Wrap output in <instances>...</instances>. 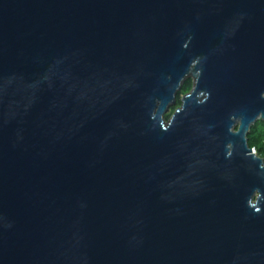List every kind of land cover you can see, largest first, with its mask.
<instances>
[{
	"label": "water",
	"instance_id": "1",
	"mask_svg": "<svg viewBox=\"0 0 264 264\" xmlns=\"http://www.w3.org/2000/svg\"><path fill=\"white\" fill-rule=\"evenodd\" d=\"M261 93L264 0H0V264H264Z\"/></svg>",
	"mask_w": 264,
	"mask_h": 264
},
{
	"label": "clouds",
	"instance_id": "2",
	"mask_svg": "<svg viewBox=\"0 0 264 264\" xmlns=\"http://www.w3.org/2000/svg\"><path fill=\"white\" fill-rule=\"evenodd\" d=\"M201 57L194 58L188 67V70L184 74V76L177 82L176 90L174 95L176 94L179 86L182 81L186 77H190L195 80L198 85L199 79L202 75V68H197V65L201 64ZM180 94L190 100L192 103L197 105H204L210 99V93L206 90H195L193 94V90L191 86L179 89ZM261 97L264 98V93H261ZM161 101H156V109H160ZM186 111V105L177 104L173 106L166 114L163 112L161 114L162 122L160 123V129L164 132H167L175 123V116L177 114L184 113ZM231 124L228 128V131L233 136H241V139L244 141L247 151L244 153L245 159H251L253 161H258V169L259 174L264 176V151L258 149L257 146L248 143V133L250 131L251 126L254 123H258L264 121V110L257 112L254 119L249 120L247 127L244 126L245 117L243 115L231 114L230 115ZM242 129H244L242 134ZM226 158H231L234 154L235 148L233 142H228L226 144ZM259 188H254L252 192H256ZM246 205L250 208L254 214H260L262 212V201L257 199L256 197H248L246 200Z\"/></svg>",
	"mask_w": 264,
	"mask_h": 264
},
{
	"label": "rangeland",
	"instance_id": "3",
	"mask_svg": "<svg viewBox=\"0 0 264 264\" xmlns=\"http://www.w3.org/2000/svg\"><path fill=\"white\" fill-rule=\"evenodd\" d=\"M180 96H182V95L180 94ZM178 104H180V103H178ZM263 136H264V121H261V122L256 123L253 126L252 132L249 135V137L251 139H256L257 140L255 142L256 143V146L261 151H262V148L264 149V144H263V140H262L264 138Z\"/></svg>",
	"mask_w": 264,
	"mask_h": 264
},
{
	"label": "trees",
	"instance_id": "4",
	"mask_svg": "<svg viewBox=\"0 0 264 264\" xmlns=\"http://www.w3.org/2000/svg\"><path fill=\"white\" fill-rule=\"evenodd\" d=\"M189 86H191V89H192V87H193V84L191 83V82H189V83H187L186 85H185V88H187V87H189ZM184 96H179L178 97V103H180L181 104V99L183 98ZM264 137V136H263ZM249 139V143L250 144H252V145H255L256 146V139H251L250 137L248 138ZM263 140V144H264V138L262 139ZM264 149L262 148V151H263Z\"/></svg>",
	"mask_w": 264,
	"mask_h": 264
}]
</instances>
